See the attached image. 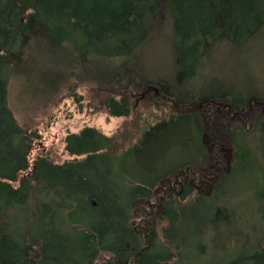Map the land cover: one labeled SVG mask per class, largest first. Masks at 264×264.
I'll return each instance as SVG.
<instances>
[{"label":"trees","instance_id":"trees-1","mask_svg":"<svg viewBox=\"0 0 264 264\" xmlns=\"http://www.w3.org/2000/svg\"><path fill=\"white\" fill-rule=\"evenodd\" d=\"M263 37L264 0H0V264H264V177L239 143L264 138V86L245 97L215 59ZM157 39L166 72L147 52ZM32 68L46 106L121 119L152 91L171 108L125 147L85 126L68 132L64 162L33 157L38 134L8 104ZM213 128L234 147L218 163Z\"/></svg>","mask_w":264,"mask_h":264},{"label":"rangeland","instance_id":"rangeland-1","mask_svg":"<svg viewBox=\"0 0 264 264\" xmlns=\"http://www.w3.org/2000/svg\"><path fill=\"white\" fill-rule=\"evenodd\" d=\"M170 51L171 48L165 43V39H157L151 44L150 50L147 51L149 58L155 59V63L161 66H154L156 70L166 72L170 68ZM215 59L220 67L218 73L228 80L227 86L241 89L245 97L259 92L260 85L264 86V37L255 47L247 51L235 54L224 50L220 55H216ZM45 77V71L32 68L24 76L12 79L9 87L8 104L20 126L38 134L39 138L34 146L33 157L43 153L56 163H62L69 159L65 147L68 132H79L85 126H97L109 135L119 136V142L122 147H125L134 138L135 133L143 128L146 123L153 122L157 115L165 114L171 108V104L167 100L155 98L156 95L152 91L149 92L148 97L135 98L131 116L121 119L111 118L105 109L90 111L86 104L81 108L72 100H63L59 105L50 103L46 106L38 96L42 92ZM224 115L220 122L230 117V114L224 113ZM244 118L246 128H250L249 113ZM210 130L208 129L207 135L211 134L209 138L212 140L208 148L209 150L212 149L213 160L211 158L208 163H218L219 154H222L220 148L227 151L226 153L224 151L225 156H227V154L232 155L234 153V147L228 137L220 133L216 137L214 128L211 132ZM216 131L218 132V129ZM239 143L257 153V156L250 163H256L255 167L259 174L257 177L259 183L262 184L264 152L258 155L257 151H260L259 146L263 147L264 138L251 136ZM247 158L246 151L242 150L239 153L237 163H247ZM235 173L236 181L242 180L240 175ZM256 191L260 193L262 186H258ZM242 194L245 196V192ZM247 197L252 199L254 193H248Z\"/></svg>","mask_w":264,"mask_h":264}]
</instances>
